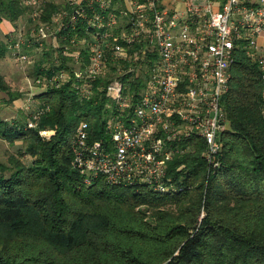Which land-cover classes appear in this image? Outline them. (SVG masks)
<instances>
[{
  "label": "trees",
  "instance_id": "obj_1",
  "mask_svg": "<svg viewBox=\"0 0 264 264\" xmlns=\"http://www.w3.org/2000/svg\"><path fill=\"white\" fill-rule=\"evenodd\" d=\"M58 7L48 2L41 19ZM29 11L20 0H0V21L16 24L25 17L30 23ZM6 50L0 41V54ZM55 51L36 57L33 79L70 68L71 59L60 53L55 59ZM109 78H96L88 99L74 89L72 76L45 85L33 96L39 116L32 128L23 116L13 123L0 118V136L21 139L32 157L30 165L13 157L14 169L0 168V264H264V119L257 64L236 49L221 99L228 122L219 135L220 165H208L203 140L186 138V152L167 163L177 189L164 194L101 179L84 185L72 166L70 139L80 121L88 123L90 140L107 138L111 106L100 87ZM0 89L9 101L20 95L1 76ZM41 129L54 133L43 139Z\"/></svg>",
  "mask_w": 264,
  "mask_h": 264
},
{
  "label": "built area",
  "instance_id": "obj_2",
  "mask_svg": "<svg viewBox=\"0 0 264 264\" xmlns=\"http://www.w3.org/2000/svg\"><path fill=\"white\" fill-rule=\"evenodd\" d=\"M20 2L29 7L32 23L24 30L18 20L6 32L7 49L24 61L29 55L23 47L32 46V64L49 50H57L55 59L57 53L71 59L70 68L33 80L42 90L72 76L74 89L88 99L92 82L110 75L100 87L111 106L107 138L90 140L82 120L70 139L72 166L84 185L101 179L145 185L158 194L175 191L167 163L186 152L183 142L190 136L204 141L206 162L218 167L219 135L228 122L221 99L238 48L257 64L264 119V0ZM48 2L59 7L43 20ZM48 133L54 131H40Z\"/></svg>",
  "mask_w": 264,
  "mask_h": 264
},
{
  "label": "rangeland",
  "instance_id": "obj_3",
  "mask_svg": "<svg viewBox=\"0 0 264 264\" xmlns=\"http://www.w3.org/2000/svg\"><path fill=\"white\" fill-rule=\"evenodd\" d=\"M23 20H21V24L23 25L24 30H27L29 27V22L26 20V18H22ZM5 41V39H4ZM29 57L27 60H18L10 51H9V56L10 58H8V60L6 59L5 61H7L8 63H2L5 68H9V69H18L19 72L21 73L20 76L18 77V81L16 83V86L18 85V87L21 89L20 92L23 95V98H21V100L19 102H21V105L23 107V109L25 111H31L29 114H24L22 112V115L24 118L27 117V123H26V127L27 128H32L35 126L36 124V120L38 118L39 115H37L36 118L33 117L34 113L38 112L35 111L37 108V101L34 99V95L40 91H42V85L35 83V81H33L34 79L32 78V46L29 47ZM38 57H41V55H38ZM8 66V67H7ZM25 97V100H24ZM32 97V98H31ZM24 100V101H23ZM32 102H31V101ZM32 106V108H31ZM4 114V113H2ZM8 114V113H7ZM39 114V112H38ZM29 123H31V125H29ZM33 123V125H32ZM41 130H45V129H41ZM39 130V135L43 138V139H48L50 138V136L53 134H47V135H41ZM16 158L18 159L21 163H23L24 165H30L32 163V157L26 152V150L24 149V146L22 144V140L21 139H15L13 141L7 140L4 137L0 136V168L5 167V169L8 171L10 169H14L13 166V162H12V158ZM140 208L147 213V215L149 214V211L147 210V207L145 205L140 206ZM204 212L202 210L201 215H203ZM145 219H148V216H146Z\"/></svg>",
  "mask_w": 264,
  "mask_h": 264
},
{
  "label": "crops",
  "instance_id": "obj_4",
  "mask_svg": "<svg viewBox=\"0 0 264 264\" xmlns=\"http://www.w3.org/2000/svg\"><path fill=\"white\" fill-rule=\"evenodd\" d=\"M21 20L23 19H19V22H21ZM17 25L18 22L14 24L13 22L7 19H2L0 21V41L5 42L4 39L6 38V32L17 27ZM8 58H10V56H9V50L7 49L4 54H0V76L3 78L4 82L6 83L10 91L17 92L20 95L17 98H14L12 101H9L7 91L0 89V118L5 121L13 123L23 116L22 115L23 111L24 114L25 113L29 114L31 111L29 112L25 111L23 109L24 106L22 107L21 102H19L21 98H23V95L20 92L21 89L18 87V85L16 86V83L21 73L19 72L18 69H9L2 66L3 65L2 63L5 62L8 63L7 61H5L6 59L8 60Z\"/></svg>",
  "mask_w": 264,
  "mask_h": 264
}]
</instances>
